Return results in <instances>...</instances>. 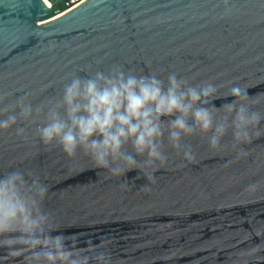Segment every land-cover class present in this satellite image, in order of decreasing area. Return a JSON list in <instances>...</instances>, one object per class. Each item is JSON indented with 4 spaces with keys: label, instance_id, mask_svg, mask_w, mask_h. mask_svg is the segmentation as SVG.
Wrapping results in <instances>:
<instances>
[{
    "label": "water",
    "instance_id": "obj_1",
    "mask_svg": "<svg viewBox=\"0 0 264 264\" xmlns=\"http://www.w3.org/2000/svg\"><path fill=\"white\" fill-rule=\"evenodd\" d=\"M48 1L0 0V120L17 115L0 130V175L39 176L53 234L85 249L106 244L99 251L112 264H264V136L237 145L230 129L212 148L211 132H197L181 140L189 161L165 131L167 161L152 183L138 169L112 176L80 150L68 157L38 132L73 78L117 70L165 85L170 74L192 87L210 83L219 99L198 105L210 108L231 103L239 86L264 116V0ZM20 97L33 108L27 120ZM0 264L21 258L0 249Z\"/></svg>",
    "mask_w": 264,
    "mask_h": 264
},
{
    "label": "clouds",
    "instance_id": "obj_2",
    "mask_svg": "<svg viewBox=\"0 0 264 264\" xmlns=\"http://www.w3.org/2000/svg\"><path fill=\"white\" fill-rule=\"evenodd\" d=\"M216 92L210 83L188 86L175 74L167 77L166 85L156 75L136 76L119 70L108 75L97 72L88 79L77 76L65 85L62 98L48 107L47 123L38 132L45 145L58 143L68 157L80 150L95 167L112 176L138 169L154 183L157 162L162 166L167 161L162 151L165 131L171 146L182 150L189 161L194 155L190 147L182 148V137L211 132L209 145L218 148L230 129L237 145L264 136L260 128L264 116L250 110L254 102L246 89L232 87L227 96L235 99L219 108L198 106L219 99ZM26 99L17 101L19 116L25 120L33 115ZM219 109L224 115L216 114ZM173 116L167 123L161 119ZM16 123L17 115H9L0 120V130ZM23 132L17 129L18 134ZM240 155L246 153L241 150ZM135 157L146 158L138 162ZM145 190L150 189L145 186ZM48 193V185L32 173L13 169L0 175V249L8 257H20L21 264H112L111 257L99 251L106 244L85 249L75 240L53 234L54 220L43 208Z\"/></svg>",
    "mask_w": 264,
    "mask_h": 264
},
{
    "label": "bare ground",
    "instance_id": "obj_3",
    "mask_svg": "<svg viewBox=\"0 0 264 264\" xmlns=\"http://www.w3.org/2000/svg\"><path fill=\"white\" fill-rule=\"evenodd\" d=\"M47 1V3H49V1L48 0H46Z\"/></svg>",
    "mask_w": 264,
    "mask_h": 264
},
{
    "label": "built area",
    "instance_id": "obj_4",
    "mask_svg": "<svg viewBox=\"0 0 264 264\" xmlns=\"http://www.w3.org/2000/svg\"><path fill=\"white\" fill-rule=\"evenodd\" d=\"M46 1V0H45ZM47 2V1H46Z\"/></svg>",
    "mask_w": 264,
    "mask_h": 264
}]
</instances>
